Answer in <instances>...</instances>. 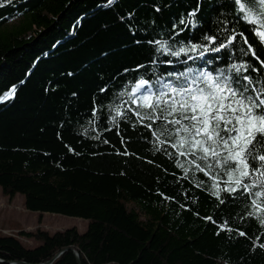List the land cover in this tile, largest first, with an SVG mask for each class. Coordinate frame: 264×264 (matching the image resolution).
I'll list each match as a JSON object with an SVG mask.
<instances>
[{
    "label": "trees",
    "instance_id": "1",
    "mask_svg": "<svg viewBox=\"0 0 264 264\" xmlns=\"http://www.w3.org/2000/svg\"><path fill=\"white\" fill-rule=\"evenodd\" d=\"M197 8V28L177 39L200 42L197 29L223 39L221 0H0V97L15 88L0 100L2 193L21 195L28 212L88 223L84 234L21 232L35 247L0 234V264H264V226L247 215V196L221 205L210 177L185 174L177 162L188 167L187 158L154 144L134 114L112 123L108 105L140 76L158 88L157 76L184 71L186 57L147 41L171 43L172 25L183 27ZM250 27L243 30L259 52ZM235 43L232 60L248 59L239 51L247 45Z\"/></svg>",
    "mask_w": 264,
    "mask_h": 264
},
{
    "label": "snow or ice",
    "instance_id": "2",
    "mask_svg": "<svg viewBox=\"0 0 264 264\" xmlns=\"http://www.w3.org/2000/svg\"><path fill=\"white\" fill-rule=\"evenodd\" d=\"M108 3L112 4L113 0ZM224 8L228 11H223ZM221 9L215 23L219 25L217 31L223 39L203 33L202 29H197L201 31L200 42H193L195 35L188 34L177 39L185 29L197 28V8L188 13L187 21L183 18L179 21L183 27L178 28L176 23L172 25L176 31L169 35L171 43L148 40L157 53L186 57L184 71L168 72L172 79L157 76L155 84L158 88L151 80L140 76L130 91H121L108 107L110 115L114 113L113 124L118 119H127V114L132 113L140 124L151 130L154 144L169 145L175 149V154L186 157L188 167L177 162L185 174L191 171L209 176L212 181L209 191L221 205L239 195L247 196L251 201L247 215L255 217L264 226V57L261 55L264 48L258 52L243 30L244 25L251 26L247 31L264 45V0H227V3L221 0ZM237 40L247 45L239 51L248 59L232 60ZM222 50L224 55L220 57ZM208 52L217 56L208 58L205 56ZM165 59L168 63L173 62ZM198 60L203 61V67ZM187 61H192V65ZM217 61L219 65L208 67L216 65ZM254 61H258V65ZM151 63L156 64L157 60L151 58ZM141 67L143 65H137V68ZM14 93L13 86L0 100L8 99ZM96 111L94 108L93 113ZM221 173L226 177L223 186ZM222 193L228 195L222 197ZM237 231L240 236L246 235L244 231ZM260 247L264 248V244Z\"/></svg>",
    "mask_w": 264,
    "mask_h": 264
},
{
    "label": "rangeland",
    "instance_id": "3",
    "mask_svg": "<svg viewBox=\"0 0 264 264\" xmlns=\"http://www.w3.org/2000/svg\"><path fill=\"white\" fill-rule=\"evenodd\" d=\"M77 228L81 234L87 231L88 223L83 219L55 214L28 212L21 195L11 199L3 195L0 187V234L18 238L26 247H35L38 242L21 238V232L34 233L39 230L54 234L58 231Z\"/></svg>",
    "mask_w": 264,
    "mask_h": 264
},
{
    "label": "water",
    "instance_id": "4",
    "mask_svg": "<svg viewBox=\"0 0 264 264\" xmlns=\"http://www.w3.org/2000/svg\"><path fill=\"white\" fill-rule=\"evenodd\" d=\"M1 262V261H0ZM49 264H52V263H49Z\"/></svg>",
    "mask_w": 264,
    "mask_h": 264
},
{
    "label": "built area",
    "instance_id": "5",
    "mask_svg": "<svg viewBox=\"0 0 264 264\" xmlns=\"http://www.w3.org/2000/svg\"><path fill=\"white\" fill-rule=\"evenodd\" d=\"M9 98H11V97H9Z\"/></svg>",
    "mask_w": 264,
    "mask_h": 264
}]
</instances>
